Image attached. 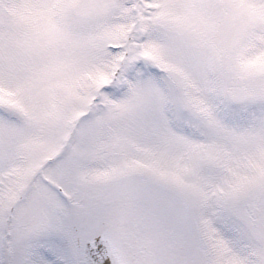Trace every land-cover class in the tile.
I'll list each match as a JSON object with an SVG mask.
<instances>
[{
  "label": "snow or ice",
  "instance_id": "obj_1",
  "mask_svg": "<svg viewBox=\"0 0 264 264\" xmlns=\"http://www.w3.org/2000/svg\"><path fill=\"white\" fill-rule=\"evenodd\" d=\"M0 264H264V0H0Z\"/></svg>",
  "mask_w": 264,
  "mask_h": 264
}]
</instances>
